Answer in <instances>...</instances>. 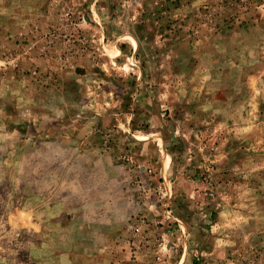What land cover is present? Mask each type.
Returning <instances> with one entry per match:
<instances>
[{
  "label": "rangeland",
  "instance_id": "374dc122",
  "mask_svg": "<svg viewBox=\"0 0 264 264\" xmlns=\"http://www.w3.org/2000/svg\"><path fill=\"white\" fill-rule=\"evenodd\" d=\"M0 264H264V0H0Z\"/></svg>",
  "mask_w": 264,
  "mask_h": 264
}]
</instances>
